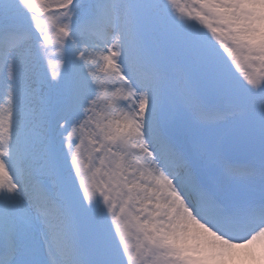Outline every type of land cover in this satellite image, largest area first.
Here are the masks:
<instances>
[{"label": "snow or ice", "instance_id": "6c2138e0", "mask_svg": "<svg viewBox=\"0 0 264 264\" xmlns=\"http://www.w3.org/2000/svg\"><path fill=\"white\" fill-rule=\"evenodd\" d=\"M0 264H264V0H0Z\"/></svg>", "mask_w": 264, "mask_h": 264}]
</instances>
